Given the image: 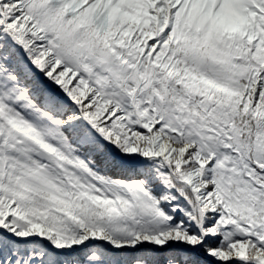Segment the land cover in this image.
Returning <instances> with one entry per match:
<instances>
[{
  "label": "snow or ice",
  "instance_id": "obj_1",
  "mask_svg": "<svg viewBox=\"0 0 264 264\" xmlns=\"http://www.w3.org/2000/svg\"><path fill=\"white\" fill-rule=\"evenodd\" d=\"M0 264H264V0H0Z\"/></svg>",
  "mask_w": 264,
  "mask_h": 264
}]
</instances>
